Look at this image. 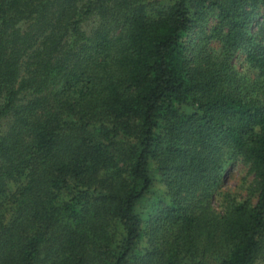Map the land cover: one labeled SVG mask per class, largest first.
Returning <instances> with one entry per match:
<instances>
[{"label":"trees","instance_id":"trees-1","mask_svg":"<svg viewBox=\"0 0 264 264\" xmlns=\"http://www.w3.org/2000/svg\"><path fill=\"white\" fill-rule=\"evenodd\" d=\"M0 264H264V0H0Z\"/></svg>","mask_w":264,"mask_h":264},{"label":"rangeland","instance_id":"rangeland-1","mask_svg":"<svg viewBox=\"0 0 264 264\" xmlns=\"http://www.w3.org/2000/svg\"><path fill=\"white\" fill-rule=\"evenodd\" d=\"M253 179V174H249L248 169L241 162H235L226 172L222 182V188L224 191H231L235 194H246V187ZM162 186V184H159L158 188ZM218 202L219 201H217L216 204H218Z\"/></svg>","mask_w":264,"mask_h":264}]
</instances>
